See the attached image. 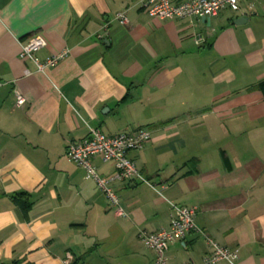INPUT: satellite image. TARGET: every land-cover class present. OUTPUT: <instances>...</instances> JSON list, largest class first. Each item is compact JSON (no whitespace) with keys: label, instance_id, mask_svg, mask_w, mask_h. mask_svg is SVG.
Instances as JSON below:
<instances>
[{"label":"crops","instance_id":"1","mask_svg":"<svg viewBox=\"0 0 264 264\" xmlns=\"http://www.w3.org/2000/svg\"><path fill=\"white\" fill-rule=\"evenodd\" d=\"M147 3L0 0V264H153L138 233L167 229L173 206L195 209L202 234L171 242L167 264H200L205 237L264 264V0L209 26ZM33 35L47 42L36 59L67 58L37 73L20 57ZM138 129L151 140L127 155L142 179L111 183L118 217L66 151L90 130Z\"/></svg>","mask_w":264,"mask_h":264},{"label":"built area","instance_id":"2","mask_svg":"<svg viewBox=\"0 0 264 264\" xmlns=\"http://www.w3.org/2000/svg\"><path fill=\"white\" fill-rule=\"evenodd\" d=\"M240 0H148L146 11L152 18L160 20L185 21L192 18L213 19L228 9L237 13L240 11ZM117 20L121 25L127 23L124 15H118ZM47 42L41 35H33L21 44L20 57L30 60L37 73H44L54 69L67 56V51L53 54L45 61H39L35 54L46 48ZM3 84L0 82V88ZM17 105L24 106L25 100L17 95ZM151 140V134L142 129L115 136H105L99 130H90L87 139L81 143H72L66 151V158L85 172V179L92 181L106 197L110 207L115 210L118 217H124L120 208V201L111 188L113 181L132 183L141 180L135 164L127 155L133 151L143 149ZM99 156L104 164H112L114 177L111 180L101 178L91 160ZM172 215L167 229L156 233L140 231L138 240L154 253L153 264H167L166 253L171 242L183 241L185 237L196 232L202 234L195 226V209L185 207H171ZM206 238L208 253L200 264H237L239 254L237 250L220 247L211 239ZM63 264H69L68 259ZM191 264V263H190Z\"/></svg>","mask_w":264,"mask_h":264},{"label":"water","instance_id":"3","mask_svg":"<svg viewBox=\"0 0 264 264\" xmlns=\"http://www.w3.org/2000/svg\"><path fill=\"white\" fill-rule=\"evenodd\" d=\"M245 21V19H239L237 21L234 22L235 25H242V22ZM202 23L206 24L207 26H209L210 24V19H202Z\"/></svg>","mask_w":264,"mask_h":264},{"label":"trees","instance_id":"4","mask_svg":"<svg viewBox=\"0 0 264 264\" xmlns=\"http://www.w3.org/2000/svg\"><path fill=\"white\" fill-rule=\"evenodd\" d=\"M257 88L264 95V80L258 83Z\"/></svg>","mask_w":264,"mask_h":264}]
</instances>
